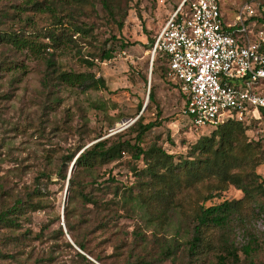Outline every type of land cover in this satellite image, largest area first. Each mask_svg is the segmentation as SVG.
<instances>
[{
    "label": "rangeland",
    "instance_id": "rangeland-1",
    "mask_svg": "<svg viewBox=\"0 0 264 264\" xmlns=\"http://www.w3.org/2000/svg\"><path fill=\"white\" fill-rule=\"evenodd\" d=\"M181 2L118 0L119 10L111 13L95 0L73 17L67 7L57 5L62 23L56 24L50 12L27 6L25 0H0V32L16 33L46 44L43 51L32 52L0 41V209L11 205L17 197L32 196L33 201L38 202L19 216L18 230L0 228V264H77L75 247L67 246V236L58 232L65 221L68 184L60 174L66 172L68 178L72 166L66 157L74 152L75 159L82 145L89 146L131 126L138 116L139 105L147 101L151 87L155 88L156 101L144 111L145 122L156 119L158 112L163 122L143 136L142 146L157 141L178 160L200 137L211 133L213 127H195L183 115L178 85L167 73L150 76L153 66L149 41L155 39ZM221 3L228 22L235 20L246 3L252 4L256 13L254 18H249V28H254L255 32L264 29V0H221ZM73 23L88 28L89 32H76ZM52 31L60 35L62 41L53 39ZM105 49H113V53L110 59L102 61ZM48 57L57 61L58 69L51 73L50 80L46 79ZM85 59H94V66L90 67ZM63 71H92L106 79L107 87L84 90L58 84ZM260 89L264 92L263 85ZM244 116L246 141L252 150L241 152L240 156L250 157V164L243 163L241 171H254L264 179V120L253 112ZM133 164L137 169L145 166L143 161H135L125 153L119 161L97 167L92 174L81 172L78 180L92 183L96 178L109 184L112 182L109 178L114 177L120 186L137 191L139 182L144 183L142 180L147 178L139 176L132 169ZM40 188L42 193H32ZM91 188L90 185L88 189ZM199 189L203 196L206 189L200 186ZM93 192L106 199L112 196L98 189ZM243 196L235 184L227 183L226 188L205 205L226 199L241 200V216L234 220L231 238L238 246L246 243V226L257 242L250 256L240 252V264H264V215L257 213V203H264V199L260 197L259 202L254 203L242 199ZM137 202L120 210H103L98 214L99 219L105 221L113 217L114 220L106 227H92L87 232L88 247L101 253L110 264H122L129 253H146L157 236L172 239L175 235L177 223L164 229L147 225L146 212ZM71 206L75 208L73 221L86 206L96 209L79 197L71 201ZM196 207L187 206V212L194 213ZM189 224L190 220H186L175 235L180 239L175 260L168 259L164 264H218L222 230L206 229L201 252L192 256L185 249ZM134 231L143 233L146 242ZM119 244L122 247L118 250Z\"/></svg>",
    "mask_w": 264,
    "mask_h": 264
},
{
    "label": "trees",
    "instance_id": "trees-1",
    "mask_svg": "<svg viewBox=\"0 0 264 264\" xmlns=\"http://www.w3.org/2000/svg\"><path fill=\"white\" fill-rule=\"evenodd\" d=\"M27 6L36 7L39 10L50 12L56 24L62 23L61 17H58L57 5L67 7L68 14L73 17L75 13L85 8L87 4L95 0H25ZM103 7L115 13L119 10L118 0H99ZM94 3V2H93ZM254 18V17H252ZM261 20V19H258ZM76 32H89L88 28L73 23ZM123 23L121 24V27ZM51 37L56 41H62L61 36L55 31L50 32ZM155 39H151L149 46L153 50ZM0 41L13 44L20 49H28L32 52H40L46 47L45 43L39 42L34 38L22 37L16 33L0 32ZM69 41V40H68ZM66 43H64V46ZM113 49H105L101 54L102 61L112 57ZM88 65L94 66V59H85ZM47 80H50L51 73L56 72L57 61L51 57L46 59ZM152 73L157 75L161 72L167 73L169 60L166 54L157 51L152 63ZM59 83L71 87H82L84 90H99L107 87L106 79L103 76L97 77L92 72H74L63 71L59 74ZM149 100L139 105V112L134 123L115 133L113 136L99 140L89 146L82 145L78 151L79 154L71 153L66 157L68 162H72V171L67 178V174L61 175V178L67 179L68 191L66 194V206L64 210V223H61L58 232L64 237L68 234L74 240V244L69 240L67 246L74 249L77 264H110L106 262L103 255L95 252L87 245V232L92 227L99 228L108 226V222L114 220L113 217L103 221L99 219L98 214L106 209L129 207L132 202H137L146 212L144 221L147 225H154L164 229L168 225H175V235L181 226L185 225L186 220H190L189 237L186 239L187 253L195 256L201 252L204 240V231L208 228H217L222 230V248L217 255L218 264H240L241 254L250 256L254 250V244L257 242L251 230L244 226L248 241L238 246L235 240L231 238L234 220L240 215L239 203L241 200H224L221 203L205 205L208 200L219 195L227 186V183L235 184L242 190L244 196L242 199H248L259 202L260 197L264 199V179L254 171H241L242 164H250V157L246 154L240 156L241 152L248 153L252 150L250 143L246 141V125L244 120L237 118L227 119L220 125L213 126L209 135L200 137L194 143L186 155L176 160L175 155L168 153L161 145L154 141L149 146L144 147L140 141L144 135L154 128L162 125L163 119L160 112L154 120L145 122L144 111L148 109L151 102L156 101L155 88L151 87L148 93ZM258 116L264 120V108H260ZM251 113V112H250ZM131 134H135L131 136ZM129 136V137H127ZM126 137V138H125ZM128 153L135 161H143L145 166L137 169L133 164L132 169L140 176L144 175L147 180L139 182L138 190H128L110 177L112 182L101 183L98 179H92L90 182H81L78 176L81 172L92 174L97 167L104 164L119 161L123 155ZM71 169V168H70ZM61 172V171H60ZM244 172V173H243ZM91 189H88L89 186ZM206 189L202 196L199 189ZM113 188L107 191L108 188ZM37 188V187H36ZM98 189L100 193L112 194L111 198L99 197L93 192ZM32 193H42L40 189H34ZM79 197L83 203L92 204L96 209L85 207L79 213V218L73 221L74 207L71 201ZM38 202L33 201L32 196L17 197L11 205L3 206L0 209V228L6 227L13 231L21 226L20 215L24 214L28 207L34 208ZM187 212V206L192 209ZM259 216L264 215V203H257ZM127 206V207H126ZM104 222V223H103ZM66 227L67 231H65ZM137 237L146 242L145 235L134 231ZM154 232V231H153ZM188 232V231H187ZM172 239L166 237H155L151 241V249L146 253L134 255L129 253L124 258L122 264H164L168 259L175 260L176 252L179 248L180 239L176 236ZM17 239L19 236L17 235ZM78 247H76V246ZM122 245H117V249ZM82 250V251H81ZM121 253H118L120 255Z\"/></svg>",
    "mask_w": 264,
    "mask_h": 264
},
{
    "label": "built area",
    "instance_id": "built-area-1",
    "mask_svg": "<svg viewBox=\"0 0 264 264\" xmlns=\"http://www.w3.org/2000/svg\"><path fill=\"white\" fill-rule=\"evenodd\" d=\"M178 6L157 35L152 63L157 51L167 55V76L178 85L183 115L202 127L258 114L264 108V29L249 28L256 9L246 3L228 22L221 0H182Z\"/></svg>",
    "mask_w": 264,
    "mask_h": 264
},
{
    "label": "water",
    "instance_id": "water-1",
    "mask_svg": "<svg viewBox=\"0 0 264 264\" xmlns=\"http://www.w3.org/2000/svg\"><path fill=\"white\" fill-rule=\"evenodd\" d=\"M152 75V68H151V70H150V76ZM148 100H149V96H148V99H147V101L145 102V105H144V108L146 107V105H147V103H148ZM136 120V119H135ZM134 120V121H135ZM133 121V122H134ZM71 171H72V167H71V169H70V173H71ZM67 191H68V186L66 187V193H67ZM65 202H66V196H65ZM64 228H65V231H67V229H66V227L64 226ZM68 238H69V240L74 244V240L72 239V237L68 234ZM76 246V245H75ZM77 247V246H76ZM78 248V247H77ZM82 251V250H81Z\"/></svg>",
    "mask_w": 264,
    "mask_h": 264
},
{
    "label": "crops",
    "instance_id": "crops-1",
    "mask_svg": "<svg viewBox=\"0 0 264 264\" xmlns=\"http://www.w3.org/2000/svg\"><path fill=\"white\" fill-rule=\"evenodd\" d=\"M221 5H222V3H221ZM226 18V17H225ZM227 19V18H226Z\"/></svg>",
    "mask_w": 264,
    "mask_h": 264
}]
</instances>
